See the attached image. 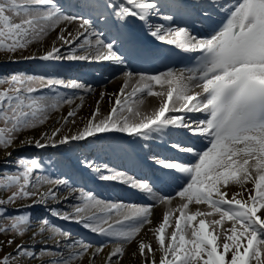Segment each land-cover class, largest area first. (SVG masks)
Instances as JSON below:
<instances>
[{
  "label": "snow or ice",
  "instance_id": "obj_1",
  "mask_svg": "<svg viewBox=\"0 0 264 264\" xmlns=\"http://www.w3.org/2000/svg\"><path fill=\"white\" fill-rule=\"evenodd\" d=\"M221 14L218 23L214 17ZM197 24L209 34L200 35ZM50 33V47L24 55ZM140 33L153 44L145 45ZM0 52L12 62H80L123 77L107 112L102 92L81 121L76 117L93 85L20 72L0 78L10 85L0 91V146L7 155L21 146L74 153L116 142L121 150L144 153L149 174L137 178L90 156L76 164L97 181L152 199L137 206L91 191L62 193L68 178H34L40 162L21 157L16 174L3 177L2 187L12 192L0 196V264H124L133 243L135 264H264V0H0ZM182 53H199L188 57L197 64L131 68ZM145 97L157 98V106H145ZM63 104L75 106L56 126L21 138ZM157 203L164 211L154 222ZM37 206L48 215L24 211ZM49 216L106 240L94 244Z\"/></svg>",
  "mask_w": 264,
  "mask_h": 264
},
{
  "label": "bare ground",
  "instance_id": "obj_2",
  "mask_svg": "<svg viewBox=\"0 0 264 264\" xmlns=\"http://www.w3.org/2000/svg\"><path fill=\"white\" fill-rule=\"evenodd\" d=\"M159 22L166 23L164 21H159ZM205 32L206 31L204 30H198V33L200 35ZM204 35H206V33ZM140 36L144 44H146L148 41L152 42V38L150 36H147L144 33H140ZM54 38H55V33L51 34L50 36L45 37L43 40L38 41L36 44L40 45L42 49L40 51L42 52L45 48L50 47L51 42L54 40ZM6 62H11L13 63V65L14 63L17 64V62H12L11 60H6V61L4 60L2 63L3 66L8 65V63ZM18 62L19 63L23 62L27 64V66L25 67H27L26 69L28 70L32 66L33 67L32 71H41L42 73L46 72L47 74H50V76H59L60 78H64V79H79L87 84L93 85L94 90L90 94H87V93L85 94L83 105L79 109L78 115L76 117L78 121H81L88 117L90 112L95 108L96 101L99 99L100 94L102 92L107 93L108 95L105 96L104 102L100 105V107L102 111L107 112V110L111 107V103H110L111 95L110 94L113 92H117L123 82V77L117 70L115 69L97 70V66L89 65L86 63L44 62V61L23 60V59H19ZM137 65L144 66L146 68H149L150 66L149 63L144 64L142 62H137V63H134L131 66V68L133 69ZM155 68L156 70L165 69L166 66H163V64H159V68L158 67H155ZM74 71L76 74H72ZM105 82H107L106 86H102L104 85ZM156 87L159 88V86H156ZM42 91L48 97L49 103H53L54 102V100L52 99L53 94L49 92V90L47 89H43ZM59 91L63 92L65 90L60 89ZM144 99H145V106L151 107V106H157L158 104L157 98L155 97H145ZM76 103L78 104L80 103V101L77 100ZM73 106L75 105L69 106L67 104H63L60 106L58 110H55V109L51 110L48 114L49 118L44 125L40 126L39 128L35 130H29L27 132L25 131V133L22 134L21 138H24V136H30V137L34 136L38 138L39 131L41 129L48 128L49 125L56 126L55 121L61 119L62 116L66 115L67 112L70 110V107H73ZM196 115L199 118H202V114H196ZM113 135H119V134H113ZM83 143L86 144L87 142H83ZM147 143L157 144L159 143V141L149 140L147 141ZM22 149H26V150L35 149L39 151V153L42 152V154L45 151L46 153L54 154V157L56 158L55 160H52L50 157L48 158L50 160V165H48L49 171H51L54 174L55 178L59 176L61 178L66 177L69 180L68 184L60 186V190L62 193H70L74 189L75 192L79 194L81 189H78L76 187V185L78 184L77 180L78 178H83V181L86 180L85 184H88V182H91V186H93L90 188L91 192H93L97 196V198L102 199L104 201H115V202L123 201L125 204L137 205V206L143 205L146 203H152L151 198H147L143 196L142 194L138 193L136 190L131 189L127 187L126 185L118 184V183H110V182H100V181L95 180V178L87 171H84V172L79 171L77 164H76V158L78 156L76 153H78L79 156H90V158H95L96 161L99 163H108L112 167L120 169V166H116L119 164L120 160L122 162H128V161L139 162L141 160H144L143 159L144 153L142 152H139V151L133 152L130 149L127 151L121 150L120 148L116 147V142L107 141V140L95 146L88 145L83 149H77L75 151L76 153H74V156L71 155V156H68L67 158L64 157V155L59 154V152H63L62 148L42 150V149H36L32 146H21L16 149H12V148L7 149V152H11L10 156L6 154V151L4 150L0 151V167L4 166L5 168H7L9 166H13L14 161L16 159L15 156L19 154ZM126 155L128 156L130 160L126 157ZM130 162L128 165H126L127 166L126 168L134 169V167H131L132 163L130 164ZM146 168L148 167L146 166ZM147 174H149V171L147 173L137 175L136 177L140 178ZM48 187H49L48 184L46 183L42 184L41 191L46 190ZM90 190H87V191H90ZM234 190H238V189H234ZM166 192L168 195H175L174 193L175 191L172 192V189L166 190ZM157 195L158 196L163 195V193H159ZM126 198H129L134 201L131 202L130 204L129 202L124 201L126 200ZM75 202L76 201H73V203ZM177 202H178L177 200H173L174 205ZM51 206L52 207H65V208L69 207V205L66 202L63 205H58L55 202H53ZM193 207H197V206H193ZM198 207L203 208L205 206L200 205ZM32 210H34V213H33L34 215H38V212L40 211L45 214L47 213L46 211H43L39 206H37V208H34ZM96 211L99 212V210H96ZM163 211H164V206L157 203L156 206L152 209L154 222L159 221L161 219ZM54 218L57 219L56 217ZM59 221H60V223L58 224L59 226L63 224L64 228H68L72 230L73 232L76 233L77 236H82L83 238H86L87 240L92 241L94 244L104 243L106 240V238L104 237H100V236L91 234L86 231L85 232L79 231L80 228L75 227L78 225L69 224L62 220H59ZM26 238L27 237H25V239ZM111 247H112L111 243L107 244L106 251ZM135 247H136L135 243L128 246L127 252L129 255L125 258L124 264H135V259L131 257V252L135 249ZM97 264H100L99 260L97 261Z\"/></svg>",
  "mask_w": 264,
  "mask_h": 264
},
{
  "label": "rangeland",
  "instance_id": "obj_3",
  "mask_svg": "<svg viewBox=\"0 0 264 264\" xmlns=\"http://www.w3.org/2000/svg\"><path fill=\"white\" fill-rule=\"evenodd\" d=\"M51 34H53V33H50L48 36H50ZM36 43H34L33 45H30L29 49L24 51V55H28L29 51H32V52L36 51L37 48H39V50H42L40 45H37ZM5 56H6V53L0 52V78L8 77V76H10V74L16 73V72L27 73V74H30V75L34 74V75H37V76H45V75L50 76V74H47L46 72L42 73L41 71H32L33 70L32 66L30 67V69H29L30 71H29L28 69H26L27 67H25V66H27V64H25L23 62H20V63L17 62V64L14 63V65L11 62H6V63H8V65L3 66V64H2L3 61L4 60L5 61L8 60V59H5ZM72 74H76L75 71ZM106 84H107V82H105L104 85H102V84L101 85L102 86H106ZM9 86L10 85L7 84V83L0 84V91L7 90L9 88ZM2 126H3L2 123H0V127H2ZM27 131H29V130H26V132ZM2 150H4V148L2 146H0V151H2ZM74 153H76V152H74ZM74 153H66L64 151L63 152H59V154L64 155V157H66V158L68 156H71V155L74 156ZM76 154L78 155L77 157H79V154L78 153H76ZM21 157H25V158H28V159L34 158L38 162H40L39 172L34 173V178H35V176H39L42 180L47 179L48 177L55 178L54 174L51 171H49V168H48V165H50V160L48 158L50 157L52 160L56 159L54 157L53 153H46V151H45L42 154V152L39 153V151H37L35 149H27V150L26 149H22L21 152L15 156L16 159L14 161L13 166H9L7 168H5L4 166L0 167V196L6 197L8 195H11L12 189H8V188L2 187V185L6 184V181L3 179V177L5 175H7L8 173L16 174V172H17V161ZM77 167H78V170L81 171L79 169L78 165H77ZM77 181H78V184L76 185V187L78 189L87 191V190H90L91 187H93V186H91V182H88V184H85L86 180L83 181V178H78ZM90 181H91V179H90ZM14 211H15V209H14ZM24 211H31L32 213H34V210H32V209H24ZM43 215H48V213L45 214V213L40 211V212H38V215H34L33 214V216H43ZM49 219L52 220V222L54 224H56V225H58L60 223V221L55 219L54 217L49 216ZM3 222L5 224L8 223V221H3ZM61 226L64 227L63 224H61ZM75 227L80 228L79 226H75ZM79 231H82V232L84 231L85 232L86 230L80 228ZM84 239L87 240L86 238H84Z\"/></svg>",
  "mask_w": 264,
  "mask_h": 264
}]
</instances>
